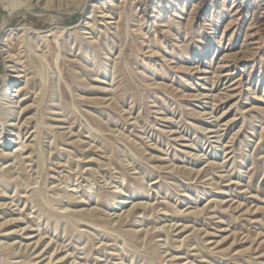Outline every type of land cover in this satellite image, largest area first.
Segmentation results:
<instances>
[{
	"label": "rangeland",
	"instance_id": "374dc122",
	"mask_svg": "<svg viewBox=\"0 0 264 264\" xmlns=\"http://www.w3.org/2000/svg\"><path fill=\"white\" fill-rule=\"evenodd\" d=\"M9 1L0 264H264V0Z\"/></svg>",
	"mask_w": 264,
	"mask_h": 264
},
{
	"label": "bare ground",
	"instance_id": "6f19581e",
	"mask_svg": "<svg viewBox=\"0 0 264 264\" xmlns=\"http://www.w3.org/2000/svg\"><path fill=\"white\" fill-rule=\"evenodd\" d=\"M20 2V1H19ZM19 3H18V0H10L9 1V5L12 7V9L14 8H16L17 6H19L18 5ZM18 8H20V6L18 7ZM17 9V8H16ZM25 9V8H24ZM30 9V8H29ZM6 19H5V17H2V19H1V23H0V42L2 41V32H3V28L5 27V21ZM2 43V42H1ZM0 43V45H2ZM10 87V84H6L5 85V88H9ZM8 90V89H7ZM8 92V91H7ZM12 92H16V89L15 90H13ZM14 96V95H13ZM114 96V95H113ZM15 97V96H14ZM17 97V96H16ZM116 100V99H115ZM128 110V109H127ZM8 126H10V125H8ZM11 128V127H10ZM13 128V127H12ZM36 128H37V126H36ZM5 130V129H4ZM51 131V130H50ZM2 132V131H1ZM53 132V131H52ZM36 133V132H35ZM9 134V133H8ZM37 134V133H36ZM15 135V134H14ZM13 135V136H14ZM10 136H12V134H10ZM16 136V138H15V140L16 139H18V136L17 135H15ZM177 136V135H176ZM12 139V138H11ZM11 139H10V141H11ZM15 140H13V143H14V148H20V147H22V144L20 143V140H19V143H15ZM33 140V139H32ZM35 141V140H34ZM35 143V142H34ZM1 145H3V143H0ZM1 148V147H0ZM17 148V149H18ZM17 149H15V150H17ZM14 150V151H15ZM9 155V154H8ZM16 158V157H15ZM9 161V160H8ZM4 165V164H3ZM16 167V166H15ZM13 203V202H12ZM36 237V236H35ZM30 239V238H29ZM24 240V239H23ZM8 244V243H7ZM17 244V243H16ZM36 249V248H35ZM38 253V252H37ZM4 256V255H3ZM38 258V257H37ZM67 258V257H66ZM1 259V258H0ZM41 259V258H40ZM34 261V260H33ZM68 261V260H67ZM72 264H73V262H71ZM65 264H67V263H65Z\"/></svg>",
	"mask_w": 264,
	"mask_h": 264
},
{
	"label": "water",
	"instance_id": "95a60500",
	"mask_svg": "<svg viewBox=\"0 0 264 264\" xmlns=\"http://www.w3.org/2000/svg\"><path fill=\"white\" fill-rule=\"evenodd\" d=\"M3 34V33H2Z\"/></svg>",
	"mask_w": 264,
	"mask_h": 264
}]
</instances>
